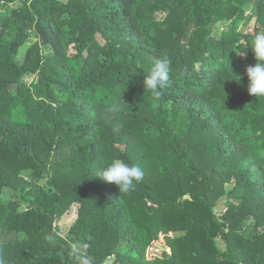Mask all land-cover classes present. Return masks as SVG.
Instances as JSON below:
<instances>
[{"label": "trees", "instance_id": "trees-1", "mask_svg": "<svg viewBox=\"0 0 264 264\" xmlns=\"http://www.w3.org/2000/svg\"><path fill=\"white\" fill-rule=\"evenodd\" d=\"M259 30L264 0H0V262L264 264ZM117 159L143 169L128 192L96 176Z\"/></svg>", "mask_w": 264, "mask_h": 264}, {"label": "clouds", "instance_id": "clouds-1", "mask_svg": "<svg viewBox=\"0 0 264 264\" xmlns=\"http://www.w3.org/2000/svg\"><path fill=\"white\" fill-rule=\"evenodd\" d=\"M247 48H251L256 61L246 68L247 91L254 97H264V30L256 31L248 42ZM170 70L171 60L169 58L165 57L157 61L143 80L144 88L146 87L156 96H159L161 94L159 90L166 86L169 79ZM239 80L240 78L237 82ZM96 176H99L105 182L114 183L118 186L119 191L128 192L134 189L135 184L143 179L144 172L139 165L125 163L117 159L103 166L99 175ZM86 264H90V262H86Z\"/></svg>", "mask_w": 264, "mask_h": 264}, {"label": "rangeland", "instance_id": "rangeland-1", "mask_svg": "<svg viewBox=\"0 0 264 264\" xmlns=\"http://www.w3.org/2000/svg\"><path fill=\"white\" fill-rule=\"evenodd\" d=\"M21 5L20 2H16L14 4H12L13 7H19ZM158 17L160 18H163V15H158ZM254 25H255V19L248 25L246 26V30H249V31H254ZM12 37H10L11 39ZM32 40H30L29 42H27L25 45H23L18 53V59L21 60L24 58L26 52H27V49L30 47V45L32 44V42L36 41V37L33 36L31 38ZM42 51H43V54L45 56H48V55H52L54 53V48L52 45L48 44V45H43L42 46ZM23 82L25 83H31L32 81L36 80L37 79V75L35 72H28L27 74H25L23 76ZM26 176L29 177V175L27 173H25ZM231 188V184L227 185V189L230 190ZM13 194V191L12 190H9L7 189L5 192H4V196L7 200H10L11 196ZM226 204H227V196H224L218 203L217 207H216V211L218 213H220L225 207H226ZM75 213H74V210L73 211H69L67 214L64 215V217L59 221V232L62 234V235H66L72 224L74 223L75 221ZM251 225L248 224L247 226V229L250 227ZM220 244V247L222 249H225L226 248V245L225 244H222V243H219ZM152 252H156V247L155 249H152L151 250ZM112 261L111 259H109L105 264H112Z\"/></svg>", "mask_w": 264, "mask_h": 264}]
</instances>
